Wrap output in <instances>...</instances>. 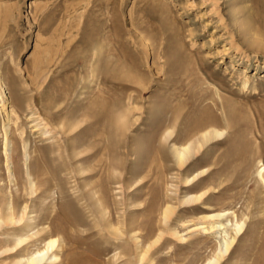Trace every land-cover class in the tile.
Here are the masks:
<instances>
[{"label": "rangeland", "instance_id": "374dc122", "mask_svg": "<svg viewBox=\"0 0 264 264\" xmlns=\"http://www.w3.org/2000/svg\"><path fill=\"white\" fill-rule=\"evenodd\" d=\"M0 94L16 174L0 138V208L26 203L25 252L56 238L42 264H203L219 240L194 224L218 211L244 222L219 264H264V0H0ZM199 121L222 135L179 166Z\"/></svg>", "mask_w": 264, "mask_h": 264}, {"label": "bare ground", "instance_id": "6f19581e", "mask_svg": "<svg viewBox=\"0 0 264 264\" xmlns=\"http://www.w3.org/2000/svg\"><path fill=\"white\" fill-rule=\"evenodd\" d=\"M0 95H1V98H0V102H1V104H0V119H1V121H0V138H1V143H2L1 144V153L3 155V165L5 167L7 176L9 177L8 179L11 182H14L16 180V174H15L14 165H13L15 144L12 141V139L10 138V131H11L10 130V121L12 120L11 117L14 114V110L9 105V102L7 101V99L2 94H0ZM211 119H212V116H211ZM199 123H200L199 125H201V127L203 128L200 121H199ZM203 123H205V122H203ZM194 125L196 127V124H194ZM198 127H200V126H198ZM195 129H197V128H195ZM202 130H200L201 131L200 134L198 133L199 136H198V134H196L197 137L195 139H193V137L192 138L190 137L191 139H189V138H188L189 140L186 139L187 141L184 142L183 144H180L178 146H176L174 144L172 145V147H171L172 155H173L176 163L179 166L184 165L187 162V160H189V158L192 156V154H193L192 152L198 151L199 149H201V147L204 145V143L208 142L210 139L212 140L213 138H216V137H219L222 135V132L218 129H215V128L214 129H208L207 128V130H205V131L203 128ZM190 131L192 132V129ZM193 131H194V129H193ZM195 131H197V130H195ZM195 131L193 133H195ZM198 132H199V130H198ZM193 133H189V134L191 135ZM188 136L189 135H187V137ZM166 140H167V138H166ZM18 141H19L18 143H20L22 146L21 157L19 154L20 160L22 162V165H21L22 169H23L22 171H23L24 176L26 177V179L28 181V186L30 187V189H34V186H35L34 184L36 183V181L34 183V178H35L33 176L34 173L31 169L30 164H29V161L32 158L31 157L32 154H30V152L26 149L27 144H26V141L23 139L22 132L19 133ZM18 143H16V144H18ZM195 143H196V146H194ZM258 170H259V171H257L258 175H259V177H261V175H262L261 172H262L263 168L258 169ZM0 192H2V191H0ZM185 196H184V201H186V202H188V201H199L202 197V194H189V195H185ZM25 205H26V203H25ZM25 205L23 204L22 208L20 207L21 208L20 209L21 212H20V211H17V208L15 207V204L12 200H7L5 202L4 208L3 209L0 208V228H2L3 226H6V227L11 226L12 229H10V230L13 231L11 234L14 237L13 238L14 241L12 240L13 241L12 246H10L9 248H7V246H6V248L3 251H1V254L5 253V252L9 253L8 255L10 256L11 259H10V262H8V264H42L43 261L44 262L45 261H49V262L57 261L56 259H58L59 257H58V254L56 253V251L58 249L56 248L57 250L55 252H53V250L55 248V244H56V238L55 237L48 239L47 241H46L47 238L46 239L43 238L41 242H43L44 239H45L44 241H46L45 244L43 243V245H44L43 248H41V247H40V249L35 248V250H33L31 252L30 251L25 252V245L28 243L27 242L28 239L32 238V235L30 238L29 237L30 234L26 230L30 229V231H31L32 227L33 228L35 227L34 226L35 224H33L34 222L31 221L33 216H30L27 214L28 212L26 211V209L28 207L26 208ZM172 210L173 209H172V207H169V204H168V206L164 207L163 214H162L164 220L169 218V215L171 214ZM229 213H232V212L218 211L215 213H210V214L205 215L202 218L203 220L205 219L204 221L194 224L195 229H197L203 233H212L214 235L216 234V237L219 240L215 253L210 258H208L205 262H203V264H219L220 260L229 252L230 248H232V245H233L236 237L239 234H241L242 229H243V225H244L243 221L234 220V222H232V220H229V219L223 220V217ZM109 228H112V227H109ZM114 230H117V228H115ZM228 230H230V232ZM22 231H26V232L22 234V233H20ZM26 233H28V235ZM171 234H173V236H175L176 238H182L181 235H179V232L177 230L173 231ZM133 235H135V234H133ZM160 235H161V233L156 235L157 237L152 242H150V245L148 243L145 250H148L151 245H154L155 242L162 236V235L161 236ZM45 237H47V236L45 235ZM149 237H150V235H149ZM133 238H134V236H133ZM134 240H136V239H134ZM59 250H60V248H59ZM144 254H145V251H143L142 254L140 253V256H139L140 258L138 261H141L143 259Z\"/></svg>", "mask_w": 264, "mask_h": 264}]
</instances>
